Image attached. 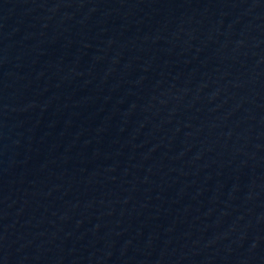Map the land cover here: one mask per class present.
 I'll return each mask as SVG.
<instances>
[{
    "label": "water",
    "instance_id": "1",
    "mask_svg": "<svg viewBox=\"0 0 264 264\" xmlns=\"http://www.w3.org/2000/svg\"><path fill=\"white\" fill-rule=\"evenodd\" d=\"M0 264H264V0H0Z\"/></svg>",
    "mask_w": 264,
    "mask_h": 264
}]
</instances>
